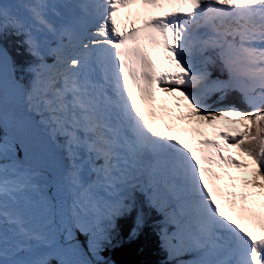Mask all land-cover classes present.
<instances>
[{"label":"snow or ice","instance_id":"6c2138e0","mask_svg":"<svg viewBox=\"0 0 264 264\" xmlns=\"http://www.w3.org/2000/svg\"><path fill=\"white\" fill-rule=\"evenodd\" d=\"M264 264V0H0V264Z\"/></svg>","mask_w":264,"mask_h":264},{"label":"trees","instance_id":"16d2710c","mask_svg":"<svg viewBox=\"0 0 264 264\" xmlns=\"http://www.w3.org/2000/svg\"><path fill=\"white\" fill-rule=\"evenodd\" d=\"M123 245L116 254L111 255L115 264H160L157 261L159 257L154 237L147 246L143 242L130 244L127 239ZM160 252L163 256V252Z\"/></svg>","mask_w":264,"mask_h":264}]
</instances>
